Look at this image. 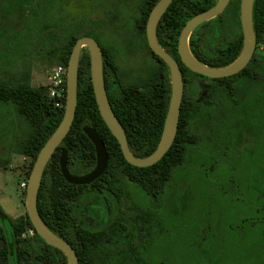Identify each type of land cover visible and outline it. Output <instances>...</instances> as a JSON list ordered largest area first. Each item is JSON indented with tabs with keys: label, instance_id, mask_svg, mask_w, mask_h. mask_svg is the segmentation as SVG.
<instances>
[{
	"label": "trees",
	"instance_id": "16d2710c",
	"mask_svg": "<svg viewBox=\"0 0 264 264\" xmlns=\"http://www.w3.org/2000/svg\"><path fill=\"white\" fill-rule=\"evenodd\" d=\"M150 1L146 16L149 9L157 2V0ZM241 1L230 0L224 12L217 17L216 25L214 24L216 19H211L197 27L195 31L197 40L192 52L203 63L220 67L232 63L239 56L244 39L240 20ZM216 2L217 0H172L160 21L158 35L169 39L168 43L162 40L160 43L179 61L181 67H184V80L189 90H186L182 100L175 140L165 156L152 166L138 167L125 159L118 139L99 110L91 79L89 53L87 51L81 54L75 119L69 133L45 167L38 197V211L41 218L55 234L74 247L80 264H114L117 258L111 246V231L109 233L98 229L99 223L91 220V218L95 221L99 219L96 207L103 206L104 210H113L117 199L132 193L127 180L140 191L144 198L146 196L150 198L154 207V203L161 200L172 181L175 180L178 169H182L191 160L187 145L191 142L195 143V139L192 131L189 130V123L192 120L190 115L207 112L209 107L194 96L196 77L203 75L192 71L182 62L178 51V38L185 23L192 16L210 8ZM253 25L258 46H264V0L254 2ZM216 32L221 39H224V44L218 48L220 52L210 50L209 44L201 45L199 41L210 40ZM83 35L94 34L81 32L76 35L62 31L59 37L60 43L56 42L54 40L56 36L50 33L47 45L48 58L52 59L55 56L57 64L67 68L72 49L77 39ZM151 52L159 64L158 69L148 71L145 79L134 83L123 81L124 78L115 63V57L103 55L107 94L114 112L124 126L129 147L137 157L147 156L156 149L171 96L169 67L163 59L153 51ZM257 65L264 68V57ZM252 66H256V63L251 62L246 70ZM25 68L21 72L27 75L19 79L6 80L0 76V101L12 103L17 113L24 116L29 123V132L21 136L15 145L19 154L30 158L26 170L28 180L39 151L63 118L67 76L64 83L63 106L57 107L55 102L58 98L50 96L49 86L33 85L28 75L30 71L24 72ZM109 74L112 81L115 78L119 79L120 85L114 82L110 84ZM250 76L251 72L248 77ZM251 82L255 86L256 83H261V80L256 79ZM110 85L113 91L110 90ZM198 105L201 107L200 110H195ZM243 112L257 113L256 110L252 111L245 107ZM246 123L242 129L248 127L252 131L256 130L257 126L253 125L252 120ZM85 126L94 127L98 131L108 151L109 161L106 170L98 179L90 184L75 185L68 183L64 178L60 157L62 151L67 150L68 168L77 175L86 174L95 167L96 149L84 131ZM248 176L260 177L261 181L254 189L262 193L261 203L264 207V168L258 171L251 170ZM6 221L10 222L12 228V248L6 238L4 228ZM30 229L34 230V235L23 236ZM11 254L15 255V262L11 261ZM127 254H122L120 259L122 263H146L138 249L133 252L132 261L124 258H129ZM0 264H68V261L61 250L47 244L37 233L27 211L18 217H11L0 207Z\"/></svg>",
	"mask_w": 264,
	"mask_h": 264
},
{
	"label": "flooded vegetation",
	"instance_id": "af4514ba",
	"mask_svg": "<svg viewBox=\"0 0 264 264\" xmlns=\"http://www.w3.org/2000/svg\"><path fill=\"white\" fill-rule=\"evenodd\" d=\"M150 2V0L147 1L148 4L146 0L122 1V4L120 2L117 12L122 19L118 29L126 40L117 37L118 47L112 44L114 47L110 46L109 49L101 43L99 35L92 31L87 32L94 35L83 36L94 37L102 48V54L115 57L117 65L116 58L121 53L137 58L149 54L155 59L147 39V22L157 2L149 9L146 16ZM217 17L213 18L216 19L214 20L215 25ZM160 21L156 30L158 42L162 40L168 43L169 39L158 35ZM196 29L197 27L190 37L191 50L197 40L195 38ZM49 30L51 27L48 28ZM49 35L43 38L46 48L44 56H47ZM57 38L59 41L60 38ZM54 40L56 41V38ZM199 41L201 45L209 44V49L214 52H220L218 48L224 44V39H221L217 32L210 40ZM161 46L163 47L162 44ZM261 47L256 41L251 60L243 70L236 74L221 78L205 75L196 77L194 96L206 104L209 110L202 114L190 115L192 120L189 123V130L192 131L195 143H189L187 151L188 154L193 152L195 159L188 161L183 169L194 170L198 177L193 179V183L184 185L186 187L180 193L178 203L181 207L177 210L176 208L169 210L164 202L165 194L161 200L154 203V207L150 198L147 196L144 198L141 195L139 198L145 202V206L138 207L135 199L132 200L133 194L131 193L129 196L124 195L117 199L113 210L105 209L103 213L98 212L97 221L91 218L93 222L99 223L98 229L109 233L111 231V246L117 255L114 264H125L120 259L122 254L125 255L127 252L129 258H124L132 261L131 257L136 249L144 257L145 264H178L176 261L180 259L189 264L190 262L264 264V207L261 203L263 196L254 189L261 180L260 177L248 176L251 170L258 171L264 168V68L257 65L264 57V48L261 49ZM87 51L90 56L87 47L82 48L81 54ZM251 62H255L256 66L246 70ZM138 66L133 63L130 65L129 73H127L129 77L128 79L124 77V82L126 80V82L134 83L145 79L138 77L136 72V68H140ZM181 70L185 95L186 90L189 89L184 80V67H181ZM250 72L251 76L248 77ZM103 73H105L104 66ZM108 77L110 84L114 82L120 85L118 84L119 79L115 78L112 81L110 74ZM256 79H260L261 83H256L254 86L251 81ZM110 90L113 91L111 85ZM244 107L252 111L256 110L257 113L246 114L243 112ZM200 108L198 105L195 110H200ZM248 120H252L253 125L257 126L255 131L248 127L242 129ZM200 123L204 125L205 131L203 132L200 129ZM218 158L222 162H218ZM185 175L181 178L182 181L187 180ZM195 186H207L208 188L207 191L200 189L199 193L194 196L199 205L201 207L203 205L205 209L198 204L196 207L199 208L196 209L194 206L186 205L187 198L185 197L190 196V191ZM242 197H245L247 202L240 201ZM174 239H176L177 248L175 254L172 255V252L167 249ZM153 246H160L168 251L167 257L165 258L163 254L159 262L155 254L151 252Z\"/></svg>",
	"mask_w": 264,
	"mask_h": 264
},
{
	"label": "rangeland",
	"instance_id": "374dc122",
	"mask_svg": "<svg viewBox=\"0 0 264 264\" xmlns=\"http://www.w3.org/2000/svg\"><path fill=\"white\" fill-rule=\"evenodd\" d=\"M122 1L130 2V0H0V76L6 80L19 79L27 75L21 72L26 67L24 72L30 71L28 75H30L33 85L49 86L48 77L54 67L58 66L55 56L52 59L44 56L46 48L43 38L50 33L56 36V42L61 43L57 37H61L62 31L76 35L81 32L92 31L99 35L101 43L109 49L110 46L114 47L113 45L118 47L117 37L126 40L118 29L122 18L117 9ZM49 27L51 30L48 31ZM263 48L264 46L261 47V49ZM123 55L121 53L116 58L123 78L127 77L128 79L127 73H129V67L132 63L140 67L136 68L139 78H146L148 71L158 68L157 61L149 54L138 58ZM125 83L130 82L125 80ZM199 126L202 132L205 131L203 123H200ZM28 132L29 123L26 118L17 113L12 103L0 101V207L11 217H18L27 211L26 189L21 188V184L27 180L26 170L30 158L19 154L15 145L18 139ZM192 150L195 149L192 148ZM194 156V153L191 152L189 159H195ZM218 162L222 161L218 158ZM184 175L187 178L186 181L181 179ZM175 177L164 197V202L169 210L174 208L177 210L181 207V204L178 203L180 193L186 187L184 185L193 183V179L198 176L194 170L180 168ZM126 182L132 191V200L135 199L138 207L145 206V202L139 198L141 196L140 191L136 187L134 189L128 180ZM200 189L207 191L208 188L207 186L193 187L190 196L185 197V199L187 198L186 205L194 206L195 209L199 208L196 207L197 204L200 205L194 196L199 193ZM240 201L247 202L245 197H242ZM224 204L226 205L227 202L225 201ZM138 207L136 208L139 209ZM96 208V211L103 213V206ZM4 228L7 241L12 248L13 234L9 221L4 222ZM153 247L151 252L155 254L159 262L163 254H165V258L167 257L168 251L164 248ZM176 248L177 242L174 239L167 250L174 255ZM10 258L12 262H15L14 254H11ZM182 260L175 261L178 264H189V262H182ZM190 264L205 263L190 262Z\"/></svg>",
	"mask_w": 264,
	"mask_h": 264
},
{
	"label": "water",
	"instance_id": "95a60500",
	"mask_svg": "<svg viewBox=\"0 0 264 264\" xmlns=\"http://www.w3.org/2000/svg\"><path fill=\"white\" fill-rule=\"evenodd\" d=\"M171 2L172 0H159L153 7L147 22V39L149 45L169 66L172 84L169 108L161 138L156 149L147 156L137 157L132 153L124 126L114 112L106 90L103 73V54L98 41L92 36H82L77 39L72 49L67 67V95L64 115L55 131L39 151L29 175L26 188V208L34 228L47 244L61 250L65 254L68 264H80L79 257L74 247L68 241L55 234L43 221L38 211V197L45 167L53 153L69 133L75 119L77 110L78 70L82 48L87 47L90 52L91 79L99 110L104 121L118 139L125 159L130 164L138 167H149L156 164L165 156L175 140L184 96V81L181 67L178 61L161 46L156 35L157 25ZM229 2L230 0H217L210 8L192 16L182 28L178 42L179 54L183 63L192 71L208 77L221 78L240 72L251 60L256 48V37L253 25V7L255 0L241 1L240 18L244 39L242 50L235 61L225 66L214 67L200 61L195 57L190 48V37L194 29L200 24L220 15L226 9ZM84 131L96 149L97 163L95 167L86 174L77 175L72 173L68 168L67 150L64 149L60 157V166L64 178L68 183L75 185L90 184L98 179L106 170L109 161L108 151L98 131L94 127L89 126H85Z\"/></svg>",
	"mask_w": 264,
	"mask_h": 264
},
{
	"label": "built area",
	"instance_id": "2783aa9c",
	"mask_svg": "<svg viewBox=\"0 0 264 264\" xmlns=\"http://www.w3.org/2000/svg\"><path fill=\"white\" fill-rule=\"evenodd\" d=\"M66 76H67V68L63 65H58L54 67L51 75H49L48 80H49V92L50 96L52 98H58L55 102V105L57 107H62V99L64 97V83L66 81ZM28 184V180L22 182L21 188L26 189ZM27 234L33 236L34 235V230L30 229L27 233H24L23 236H26Z\"/></svg>",
	"mask_w": 264,
	"mask_h": 264
},
{
	"label": "crops",
	"instance_id": "0c3cea01",
	"mask_svg": "<svg viewBox=\"0 0 264 264\" xmlns=\"http://www.w3.org/2000/svg\"><path fill=\"white\" fill-rule=\"evenodd\" d=\"M18 31V30H17ZM6 39V38H5Z\"/></svg>",
	"mask_w": 264,
	"mask_h": 264
}]
</instances>
